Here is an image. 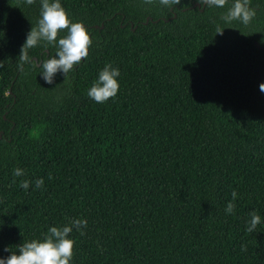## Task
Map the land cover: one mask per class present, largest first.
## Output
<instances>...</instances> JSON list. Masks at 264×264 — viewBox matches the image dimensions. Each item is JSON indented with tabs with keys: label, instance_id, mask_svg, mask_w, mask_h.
<instances>
[{
	"label": "trees",
	"instance_id": "1",
	"mask_svg": "<svg viewBox=\"0 0 264 264\" xmlns=\"http://www.w3.org/2000/svg\"><path fill=\"white\" fill-rule=\"evenodd\" d=\"M233 2L61 0L92 44L49 85L56 45L18 67L41 0H0V257L80 219L70 264H264V0L247 25L222 20ZM108 64L120 88L97 103Z\"/></svg>",
	"mask_w": 264,
	"mask_h": 264
},
{
	"label": "clouds",
	"instance_id": "2",
	"mask_svg": "<svg viewBox=\"0 0 264 264\" xmlns=\"http://www.w3.org/2000/svg\"><path fill=\"white\" fill-rule=\"evenodd\" d=\"M25 2L31 5L35 0H25ZM145 2L152 3L153 0H145ZM198 2L201 6L224 8L228 0H198ZM41 3L40 19L37 25L31 28L21 47L18 67L23 70L24 64L33 62L28 55V50L36 47L39 42L46 41L56 45V55L40 64L41 75L45 83L51 85L57 72H62L65 81L67 80L68 73L73 67L80 64L89 55L92 40L83 22L72 21L67 10L62 6L61 0H41ZM160 3L167 6L179 5L181 0H160ZM255 15L256 11L250 7V0H234L232 7L222 16V20L226 23L238 20L247 25ZM62 31H65L66 35L57 39ZM216 32L222 35L224 29L218 24ZM119 76L118 68H113L111 64L106 65L88 90L87 95L97 103H105L110 98H114L120 88L117 79ZM260 91L264 92V83L260 84ZM13 175L22 177L25 173L23 169L16 168ZM29 184L30 181L22 180L20 186L27 190ZM43 184V179L36 181L37 188H41ZM237 195L235 191L232 193L233 200ZM234 207V203L229 202L225 210L227 213H232ZM250 217L247 231L253 232L261 223V217L255 211L250 213ZM87 223V220L76 219L62 227H50L43 241L36 239L23 243L19 246L18 253L12 251L10 256L0 257V264H70L75 245V241L69 238L70 233L73 228L79 230L81 227H87ZM5 251H9V249H5Z\"/></svg>",
	"mask_w": 264,
	"mask_h": 264
},
{
	"label": "water",
	"instance_id": "3",
	"mask_svg": "<svg viewBox=\"0 0 264 264\" xmlns=\"http://www.w3.org/2000/svg\"><path fill=\"white\" fill-rule=\"evenodd\" d=\"M198 5H200V3L198 2L197 3ZM149 20V18L147 19V21ZM35 59L37 60L38 58H37V56H35ZM41 62H38V64H40Z\"/></svg>",
	"mask_w": 264,
	"mask_h": 264
}]
</instances>
